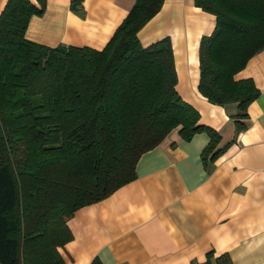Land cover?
<instances>
[{"label":"trees","instance_id":"trees-1","mask_svg":"<svg viewBox=\"0 0 264 264\" xmlns=\"http://www.w3.org/2000/svg\"><path fill=\"white\" fill-rule=\"evenodd\" d=\"M82 0H71L77 9ZM164 0H134L102 49L29 39L46 0H7L0 13V264H65L68 219L136 178L145 151L178 128L184 139L206 130L212 159L220 134L176 90L169 36L143 45L138 31ZM216 17L199 46V91L245 127L260 94L236 79L264 49V0H194ZM206 264H209L210 256ZM217 264H232L229 254ZM90 264H105L95 257Z\"/></svg>","mask_w":264,"mask_h":264},{"label":"crops","instance_id":"crops-1","mask_svg":"<svg viewBox=\"0 0 264 264\" xmlns=\"http://www.w3.org/2000/svg\"><path fill=\"white\" fill-rule=\"evenodd\" d=\"M7 0H0V13ZM134 0H46L26 36L102 49ZM216 17L194 0H164L138 31L143 45L169 36L177 72L176 90L200 112V122L220 134L213 159L202 156L206 130L184 139L173 129L136 163V178L109 196L77 209L68 219L73 238L59 247L65 264H264V49L235 74L251 77L260 94L247 106L245 127L232 116L235 103H213L198 88L199 46Z\"/></svg>","mask_w":264,"mask_h":264}]
</instances>
